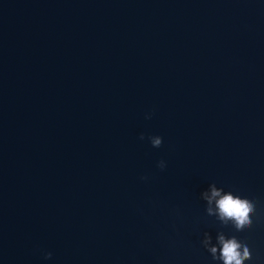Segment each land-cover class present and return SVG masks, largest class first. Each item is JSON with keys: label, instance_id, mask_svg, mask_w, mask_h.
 I'll list each match as a JSON object with an SVG mask.
<instances>
[{"label": "water", "instance_id": "1", "mask_svg": "<svg viewBox=\"0 0 264 264\" xmlns=\"http://www.w3.org/2000/svg\"><path fill=\"white\" fill-rule=\"evenodd\" d=\"M220 231L264 264V0H0V264H222Z\"/></svg>", "mask_w": 264, "mask_h": 264}, {"label": "clouds", "instance_id": "2", "mask_svg": "<svg viewBox=\"0 0 264 264\" xmlns=\"http://www.w3.org/2000/svg\"><path fill=\"white\" fill-rule=\"evenodd\" d=\"M150 118V117H149ZM141 139H144L143 135ZM154 147L162 145V137H150ZM159 167H166L164 161H160ZM201 198L206 202V213L209 217H215L222 225L229 224L236 232H243L252 226V216L256 213V203L248 198L241 197L232 191H225L215 183L201 193ZM204 248L211 254L213 260L222 261V264H245L252 258L248 244L238 239L235 235L230 238L223 231L217 233L216 244L212 242L210 233H204L202 240ZM47 253L46 258L51 257Z\"/></svg>", "mask_w": 264, "mask_h": 264}]
</instances>
